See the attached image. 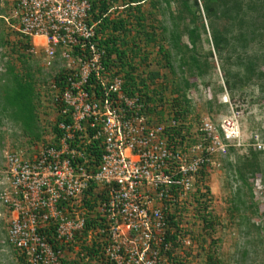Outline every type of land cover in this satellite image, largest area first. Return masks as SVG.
I'll return each mask as SVG.
<instances>
[{"label":"built area","instance_id":"obj_1","mask_svg":"<svg viewBox=\"0 0 264 264\" xmlns=\"http://www.w3.org/2000/svg\"><path fill=\"white\" fill-rule=\"evenodd\" d=\"M12 1L16 29L34 44L39 39L41 49L32 51L63 76L61 88L51 78L58 106L52 141L31 154L7 151L0 164L6 241L27 264H62L91 240L101 243L100 264H172V206L214 155L244 146L239 128L227 117L219 124L205 119L200 139L175 147L167 126L154 122L138 94L127 93L122 76L106 66L89 0ZM246 145L264 150L258 139ZM91 185L93 208L83 202Z\"/></svg>","mask_w":264,"mask_h":264},{"label":"trees","instance_id":"obj_2","mask_svg":"<svg viewBox=\"0 0 264 264\" xmlns=\"http://www.w3.org/2000/svg\"><path fill=\"white\" fill-rule=\"evenodd\" d=\"M146 1L89 0L90 22L96 23V38L105 49L106 66L122 76L127 93L138 94L145 105V111L152 119L154 114L158 115L155 121L167 126L168 140L175 147L188 146L197 141V137L189 138V125L186 123L189 111L186 90L192 84L186 75L182 76V82L175 83L173 91L176 96L171 98L168 111H164L162 107L159 109L156 102L162 105L164 103L161 92L157 88H150V84L162 74L160 75L157 69L144 71L140 66L147 61L152 51L161 56L165 67L172 73H175L176 63L181 74L196 77H204L211 67H215L214 56L222 72L223 86L227 92L232 94L234 90L243 91L252 86L257 88L260 97H264V0H148V9L143 7ZM113 7L112 12L117 13L111 17L110 10ZM163 15H167V25L163 23ZM1 21L3 17L0 13V47L6 48L8 53H18L16 57L22 63L24 71H15L14 64L6 61L7 77L0 85V113L13 119V115L18 113L20 118L14 120L20 124L23 132L32 140H39L41 133L38 130L37 105L40 92L27 60L32 55L40 59L41 53H27L31 49V38L17 31L23 45L22 52H19L18 47L9 44L5 38ZM183 37L186 38L185 41ZM203 42L209 44L206 50L203 48ZM49 76L57 86L62 87V70L49 73ZM49 91L51 95L48 105L54 110L52 130L55 133L58 106L54 104L52 89ZM92 150L97 158L100 149L94 146ZM261 153L250 150L248 155L237 156L233 168L237 178L243 183L247 182L248 176H256L258 171H262ZM205 170L201 169L197 174L194 198L202 205V211L198 209L202 225L211 227V214L207 211V204L203 202L206 193H209V187L204 185L205 191L201 192L198 186V183L205 179ZM93 188L94 185H91L83 197L84 204L89 208H93L95 204ZM187 195L175 203L169 213L172 229L169 237L174 247L173 255L170 256L172 264H177L174 250L180 242L176 241V238L182 234L179 214ZM92 222L91 215L87 216L86 229ZM11 247L17 264H27L23 254ZM101 248V243L95 240H91L90 245H81V250H85L90 258L103 257ZM84 257L79 251L77 259L66 258L62 264H81L80 260ZM215 262L219 260L212 253H207L206 264Z\"/></svg>","mask_w":264,"mask_h":264},{"label":"rangeland","instance_id":"obj_3","mask_svg":"<svg viewBox=\"0 0 264 264\" xmlns=\"http://www.w3.org/2000/svg\"><path fill=\"white\" fill-rule=\"evenodd\" d=\"M114 7L110 10L111 17L117 13L112 12ZM143 7L149 8L148 0ZM0 13L3 17L1 24L5 38L9 44L17 46L19 52H22L23 45L20 43L22 38L17 34L13 1L0 0ZM162 17L163 23L167 25V15ZM182 39L186 40L185 37ZM34 41V39L31 41V49L27 53L33 52V45L35 49H41L39 39L36 44ZM208 47L209 44L203 42V48L206 50ZM7 51L6 48L0 47V85L6 81V61L14 64L15 71H24L22 63L16 57L18 53ZM213 60L215 67H211L204 77L181 74L176 63L175 73H172L165 67L161 56L154 51L149 53L146 62L140 64L144 71L157 69L160 75L162 74L160 78L151 82L150 88L160 90L164 103L163 105L158 101L156 103L158 108L162 107L164 111H168L171 98L176 96V92L173 91L175 83H181V77L186 75L192 84L186 90V98L189 101L186 123L189 125L190 139L196 137L197 140L200 139L199 127L203 120L208 119L219 124L222 118L227 117L239 128L240 142L245 143L244 146H226L224 151L214 155V164L205 170L203 182L198 183L201 192L205 191L204 185L209 187V193H206L203 202L207 204V211L211 214V227L202 225L199 219L198 209L202 211V205L194 198L196 183L188 193L179 214V225L182 231L180 237L189 243L179 242L176 245L174 259L177 264H206L207 253H212L219 260L215 264H264V150H253L246 145L247 142H255V139L264 143V97H260L257 88L252 86L243 91L234 90L232 94L227 92L223 86L222 72L218 68L216 57L213 56ZM27 63L40 92L37 123L41 138L32 140L23 132L20 124L14 120L20 118L18 113L13 115L14 119L0 113V164L7 151L22 150L25 154H31L53 139L52 126L55 116L54 110L48 105L51 95L49 91L51 70L45 67L41 58L34 55ZM157 118L158 115L154 114V122ZM250 150L262 152L260 159L263 163L261 168L263 172L258 171L256 176H248L247 182L243 183L237 178L233 165L237 156L248 155ZM7 219V211L0 206V264H17L16 255L5 237ZM81 245H90V241L80 242L76 249L69 251L67 257L77 259L80 251L85 255L80 260L81 264H98L101 257L90 258L85 250H81Z\"/></svg>","mask_w":264,"mask_h":264}]
</instances>
